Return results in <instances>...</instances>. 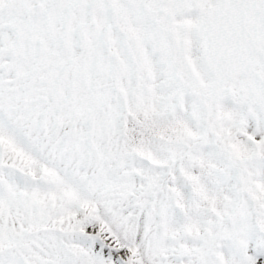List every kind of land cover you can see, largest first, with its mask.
I'll list each match as a JSON object with an SVG mask.
<instances>
[{"label": "snow or ice", "instance_id": "obj_1", "mask_svg": "<svg viewBox=\"0 0 264 264\" xmlns=\"http://www.w3.org/2000/svg\"><path fill=\"white\" fill-rule=\"evenodd\" d=\"M0 264H264V0H0Z\"/></svg>", "mask_w": 264, "mask_h": 264}]
</instances>
